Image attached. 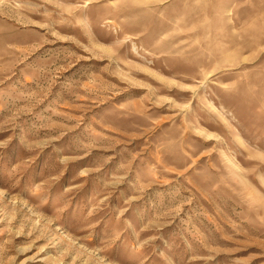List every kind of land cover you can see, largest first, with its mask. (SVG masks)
I'll return each instance as SVG.
<instances>
[{"label":"rangeland","instance_id":"obj_1","mask_svg":"<svg viewBox=\"0 0 264 264\" xmlns=\"http://www.w3.org/2000/svg\"><path fill=\"white\" fill-rule=\"evenodd\" d=\"M0 264H264V0H0Z\"/></svg>","mask_w":264,"mask_h":264}]
</instances>
